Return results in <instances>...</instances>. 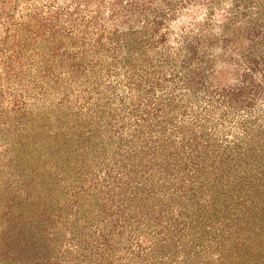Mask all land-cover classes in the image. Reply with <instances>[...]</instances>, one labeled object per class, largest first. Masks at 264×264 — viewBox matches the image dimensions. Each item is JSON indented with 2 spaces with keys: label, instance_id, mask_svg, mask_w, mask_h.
I'll return each instance as SVG.
<instances>
[{
  "label": "rangeland",
  "instance_id": "374dc122",
  "mask_svg": "<svg viewBox=\"0 0 264 264\" xmlns=\"http://www.w3.org/2000/svg\"><path fill=\"white\" fill-rule=\"evenodd\" d=\"M0 264H264V0H0Z\"/></svg>",
  "mask_w": 264,
  "mask_h": 264
}]
</instances>
